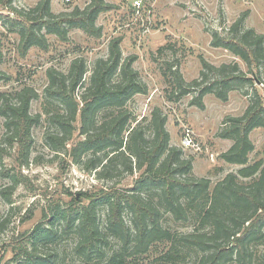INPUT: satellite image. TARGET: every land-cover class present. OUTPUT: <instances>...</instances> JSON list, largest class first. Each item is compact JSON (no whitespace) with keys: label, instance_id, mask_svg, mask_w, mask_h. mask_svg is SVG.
I'll list each match as a JSON object with an SVG mask.
<instances>
[{"label":"trees","instance_id":"1","mask_svg":"<svg viewBox=\"0 0 264 264\" xmlns=\"http://www.w3.org/2000/svg\"><path fill=\"white\" fill-rule=\"evenodd\" d=\"M14 1L0 0V6L14 12ZM49 3L50 0H45L26 12L15 11L23 20L10 23L21 26L22 50L33 46L46 49L43 31L63 41L74 28L98 37L101 30L96 26V20L111 8L104 0H90L83 10L75 8L70 13L55 15L50 11ZM242 22L243 19L238 20L228 31V36L214 33L212 45L229 50L251 70L264 63V39L253 30H243ZM134 60V57L123 58L120 39H112L108 56L96 59L90 71L82 57L71 61L67 74L48 69L44 96L52 103L48 102L47 106L58 104L61 108L59 111L45 109L49 123L55 127L44 138L50 150L56 155L69 156L73 164L94 172L98 181L114 178L119 162L125 172L139 174L130 189L119 192L114 187H101L87 195V205L57 206L51 210L49 225L38 224L33 230L31 248L23 250L27 263L54 264L51 254L39 257L35 252L38 245L45 247L61 239L59 231L54 229L58 222L62 224L63 234L75 235L73 249L83 257L84 263L93 256H107L106 264H132L127 256L130 250L133 254L146 253L152 244L168 242L170 249L161 256L165 260L173 259V254L182 249L194 248L204 254L200 264H227L230 261L252 264L253 247L264 242V161L248 165V155L253 151L249 133L264 127V106L256 88L255 102L242 117L229 118L227 127L220 133L221 138L233 142L221 154L222 160L242 167L211 187L209 179L193 175L192 159H185L180 148L170 145V135L165 128L167 118L159 108L151 111L147 127L135 119L132 128L134 119L126 110V104L133 96L144 95L148 90L133 68ZM201 62L199 77L191 83H186L171 64L166 65L176 99L194 91L197 97L192 103L203 108L201 101L206 94H214L226 101L232 85H254L253 77L235 73L236 66L234 71H227L226 65L216 68L204 60ZM210 78L212 81L208 82ZM37 98L38 94L29 86L14 95H1L4 140L8 146L18 147L24 166L28 165L30 155L31 129L41 118L30 113V104ZM77 121L82 139L72 149H66ZM146 129L151 131V139L147 138ZM1 152L0 149V157ZM12 181L13 184L1 192L8 203L17 184L16 179L12 178ZM151 191L156 193L157 199L148 195ZM100 206L107 211L105 227H101L97 213ZM124 213L131 217L130 227L123 218ZM161 213L169 214L174 221H191L194 228L185 234L173 232L163 224ZM109 237L117 239L120 247L108 255L105 247ZM259 258L264 264V250Z\"/></svg>","mask_w":264,"mask_h":264},{"label":"rangeland","instance_id":"2","mask_svg":"<svg viewBox=\"0 0 264 264\" xmlns=\"http://www.w3.org/2000/svg\"><path fill=\"white\" fill-rule=\"evenodd\" d=\"M44 1L15 0L12 7L17 12H26ZM104 1L111 8L102 12L96 20V26L101 30L100 36L74 28L68 31L67 39L63 41L43 31L47 48L33 46L26 51L22 50L20 44L21 26L10 23L23 18L15 11L0 6V104L1 95H14L29 86L38 94V98L30 104V113L41 117L31 129L30 155L28 165L24 166L20 162L18 147H10L4 140V118L0 115V264H28L23 250L31 248L33 230L38 224L49 225L51 210L55 207L87 205V195L99 191L101 187H114L119 192L130 189L139 174L135 171L132 175L125 172L119 162L114 178L98 181L94 172L73 164L69 156L53 153L44 139L47 132L55 130L48 121L45 109L61 110L58 104L47 106L48 102L52 103L46 101L44 96L48 69L54 68L67 74L71 61L82 57L90 71L96 59L108 56V45L112 39H120L123 58H135L133 68L148 88L146 94L135 95L126 104V110L134 119L132 128L135 119L147 127L151 111L159 108L167 118L165 128L170 135V145L180 148L185 159H192L193 175L209 179L211 187L242 167L222 160L221 154L233 142L221 138L220 133L227 127L229 118L242 117L255 102V88L264 106V63L250 70L241 58L227 49L214 47L212 41L214 33L228 36L230 28L240 19H243V30H253L264 39V0ZM89 3L90 0H50L49 6L53 14L59 15L70 13L75 8L83 10ZM202 60L216 68L226 65L229 67L227 71H234L233 67L236 66L235 73L253 77L254 85H232L226 101L214 94H206L201 101L203 108L192 103L197 92L192 91L176 99L166 65L171 64L186 83H191L199 77ZM144 120L147 122L144 123ZM75 127L66 149H72L82 139L79 121ZM186 129L193 133L194 141L200 147L198 151L181 146ZM146 135L151 139L150 130L146 129ZM249 140L253 144V151L248 155V165L264 161V127L253 129L249 133ZM12 178L17 180V184L8 203L1 192L13 184ZM241 181L250 182L249 179ZM147 193L152 199H157L154 191ZM97 213L101 227H105L106 208L100 206ZM161 216L165 227L173 232L185 234L194 228L191 221H174L167 213H161ZM123 218L130 227V215L124 213ZM54 229L59 231L61 239L45 247L38 245L37 256L51 254L54 264H106L107 256H93L84 263L83 257L73 249L75 235L63 234L62 224L58 222ZM107 242L105 251L108 255L120 247V242L115 238L109 237ZM169 249L168 242H156L146 253L133 254L130 250L128 261L132 264H200L204 255L200 250L185 248L178 254L174 253L171 260L162 259L161 256ZM263 250L264 242L253 247L252 264H263L259 258ZM227 264L236 263L230 261Z\"/></svg>","mask_w":264,"mask_h":264},{"label":"built area","instance_id":"3","mask_svg":"<svg viewBox=\"0 0 264 264\" xmlns=\"http://www.w3.org/2000/svg\"><path fill=\"white\" fill-rule=\"evenodd\" d=\"M181 146L184 149H193L195 151L200 149L199 144L194 141L193 133L189 129H186L183 133L181 138Z\"/></svg>","mask_w":264,"mask_h":264}]
</instances>
